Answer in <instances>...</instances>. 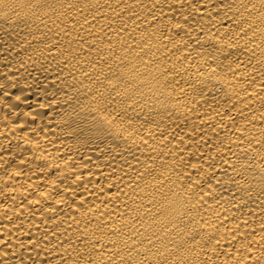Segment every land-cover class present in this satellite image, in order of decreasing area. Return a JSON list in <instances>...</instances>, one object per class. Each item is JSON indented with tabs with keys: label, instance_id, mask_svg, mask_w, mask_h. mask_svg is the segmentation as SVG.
Returning a JSON list of instances; mask_svg holds the SVG:
<instances>
[{
	"label": "bare ground",
	"instance_id": "bare-ground-1",
	"mask_svg": "<svg viewBox=\"0 0 264 264\" xmlns=\"http://www.w3.org/2000/svg\"><path fill=\"white\" fill-rule=\"evenodd\" d=\"M0 264H264V0H0Z\"/></svg>",
	"mask_w": 264,
	"mask_h": 264
}]
</instances>
